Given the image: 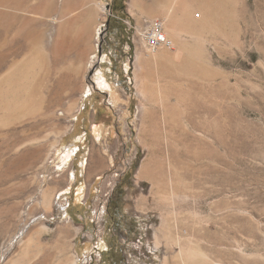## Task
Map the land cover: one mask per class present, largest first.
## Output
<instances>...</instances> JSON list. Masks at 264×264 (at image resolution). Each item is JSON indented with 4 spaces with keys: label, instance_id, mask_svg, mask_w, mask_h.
<instances>
[{
    "label": "rangeland",
    "instance_id": "374dc122",
    "mask_svg": "<svg viewBox=\"0 0 264 264\" xmlns=\"http://www.w3.org/2000/svg\"><path fill=\"white\" fill-rule=\"evenodd\" d=\"M125 5L0 0V264H264V0Z\"/></svg>",
    "mask_w": 264,
    "mask_h": 264
},
{
    "label": "built area",
    "instance_id": "2783aa9c",
    "mask_svg": "<svg viewBox=\"0 0 264 264\" xmlns=\"http://www.w3.org/2000/svg\"><path fill=\"white\" fill-rule=\"evenodd\" d=\"M145 42L149 49L153 52L161 48H170L171 41L164 31V23L156 20L150 27V30L144 34Z\"/></svg>",
    "mask_w": 264,
    "mask_h": 264
},
{
    "label": "trees",
    "instance_id": "16d2710c",
    "mask_svg": "<svg viewBox=\"0 0 264 264\" xmlns=\"http://www.w3.org/2000/svg\"><path fill=\"white\" fill-rule=\"evenodd\" d=\"M117 1H118V0H114V2H117ZM121 2H122V4H123V6H122V8H121L120 10H121L122 13L124 14V13H125V10H126L125 0H121ZM125 18L128 19L127 16H125Z\"/></svg>",
    "mask_w": 264,
    "mask_h": 264
},
{
    "label": "bare ground",
    "instance_id": "6f19581e",
    "mask_svg": "<svg viewBox=\"0 0 264 264\" xmlns=\"http://www.w3.org/2000/svg\"><path fill=\"white\" fill-rule=\"evenodd\" d=\"M102 31V30H101ZM101 33V32H100ZM173 45V44H172ZM169 49H174V46L172 47L171 46V48H169ZM173 51H175V49L173 50ZM105 84H107V82L105 83ZM109 86V85H108ZM110 87V86H109ZM168 231V230H167ZM192 251V250H191ZM189 253V252H188ZM188 255H190V254H188ZM188 255H186L187 257H188ZM192 256V255H191ZM176 259V258H175ZM190 262V261H189ZM17 263V261H15V262H13V264H16ZM74 264H76L75 262H74ZM217 264H223V263H217Z\"/></svg>",
    "mask_w": 264,
    "mask_h": 264
},
{
    "label": "crops",
    "instance_id": "0c3cea01",
    "mask_svg": "<svg viewBox=\"0 0 264 264\" xmlns=\"http://www.w3.org/2000/svg\"><path fill=\"white\" fill-rule=\"evenodd\" d=\"M135 5H137V3H135ZM169 15H171L172 13L170 11H168Z\"/></svg>",
    "mask_w": 264,
    "mask_h": 264
}]
</instances>
